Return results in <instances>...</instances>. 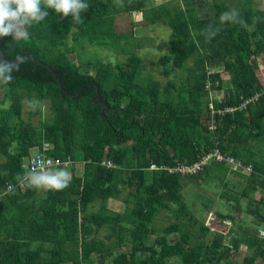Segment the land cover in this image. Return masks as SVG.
I'll use <instances>...</instances> for the list:
<instances>
[{
	"label": "trees",
	"instance_id": "16d2710c",
	"mask_svg": "<svg viewBox=\"0 0 264 264\" xmlns=\"http://www.w3.org/2000/svg\"><path fill=\"white\" fill-rule=\"evenodd\" d=\"M181 1L184 7L177 9L151 0H124L123 6L116 0H85L89 8L81 13V23L49 9L48 17L29 27V40L13 44L11 37L0 38L6 59L14 47L49 66L70 95L81 89L75 98L64 95L52 73L31 61L13 73L10 84H0L2 102L9 103L0 107V193L13 186L0 200V264H82L93 256L96 264H105L108 257L112 264H220L227 254L220 250L222 236L206 238L211 228L196 216L200 207L191 211L183 201V178L203 186L232 172L244 178L239 191V198L247 200L244 213L257 214V206L264 204L248 199L254 189L264 192V85L255 74L256 59L264 58V9L253 6V0H229L239 6L249 25L245 29L220 23L221 13L232 10L226 0H211L208 16L197 12V0ZM134 12L147 24L170 29L169 50L152 66L161 68L164 78L186 69L185 88L141 79L135 54L114 66L69 59V34L74 40L86 37L92 45H111L131 37V32L118 33L115 22L118 15ZM208 25L220 28L210 42L200 34ZM215 65L223 71H210ZM92 83L108 105L103 115ZM24 97L48 102L51 120L41 127L25 122ZM36 150L82 163V170L76 174L75 164L65 167L72 179L64 190L21 191L16 176L24 173L22 163ZM214 151L222 160H211L197 175L148 169L150 164H191ZM103 161L115 167H103ZM237 163L251 172L239 173ZM232 200L240 209L241 201ZM110 201H122L123 210H110ZM160 210L174 221L150 243ZM105 229V240L129 238L127 254L112 256L99 236ZM246 238L254 250L243 264H254L264 258V240Z\"/></svg>",
	"mask_w": 264,
	"mask_h": 264
},
{
	"label": "rangeland",
	"instance_id": "374dc122",
	"mask_svg": "<svg viewBox=\"0 0 264 264\" xmlns=\"http://www.w3.org/2000/svg\"><path fill=\"white\" fill-rule=\"evenodd\" d=\"M151 1L154 5L163 3L170 4V7L177 9L184 7L181 0ZM226 1L231 9H239L238 5L231 3L229 0ZM252 5L264 9V0H253ZM196 9L200 15L208 16L212 12V1L197 0ZM115 26L118 33L131 32V37L116 40L111 45L96 46L89 43L86 37H79L78 40H74L73 33L69 34L67 39L68 47L71 49L68 54L69 59L76 64L100 60L114 66L126 62L130 54H135L140 60L141 66L138 70V75L141 79L152 78L158 82L160 87L165 86L167 81H172L177 87L185 88L184 85L187 77L186 69L173 70L168 78H164L160 74L161 68L152 66V62L157 61L169 50L170 29L168 27L161 24H147L142 20V14L140 12L118 15ZM261 57L256 59L257 68L255 69V74L260 82L261 80L264 81V58ZM192 62L193 60H188L187 64L192 65ZM210 71L220 73L223 71V67L215 65L212 66ZM222 77L225 79L224 75ZM216 96H220V94H216ZM28 100L30 99L27 97H24L22 100V119L36 127H41L48 123L52 118L50 104L48 102L38 101L39 106L35 110H32L28 107ZM8 104V102H2V94L0 92V107L7 108ZM80 156V153H76L78 160H80ZM81 164H75L74 170L76 174H80L82 170ZM242 169H239V172L245 173L246 171ZM186 179L188 178H183L182 180L183 201L191 211H194L197 206L200 207L194 212L197 217L211 228L206 238L210 240L216 234L222 236L223 247L220 250L224 249L227 254L226 258L220 264H243L244 258L249 256L252 250H254L246 245L245 240L249 239L246 237L250 236L251 238L254 237L258 240H264V204L259 207L257 206V214H245L243 210L246 208L247 200L239 198V191L244 186V178L232 172L228 173L223 181L208 179V182L204 183L203 186H197L193 181ZM43 191L44 189H40L39 193ZM228 196H230V199ZM232 198H237L241 201L240 209L235 205ZM248 199L254 203H264L261 201L264 199V192L259 189H254L253 192H249ZM123 206L122 201L120 203L112 201L108 204L110 210L116 212H121ZM202 212H207L206 217L201 215ZM222 216L227 218H222ZM172 221H174V218L168 212L160 210L152 222L155 233L149 242L151 243L155 236L161 233V230ZM195 229L197 228L195 227ZM105 235H107L106 229L102 230L99 234L103 239ZM104 242L107 246H110L109 250L112 256L127 254L131 245L129 238L118 237L117 235ZM237 242L238 248H235ZM256 243H258L257 240L255 241ZM104 263L112 264V257H108ZM82 264H96L95 256L91 260L83 259ZM254 264H264V258L258 259Z\"/></svg>",
	"mask_w": 264,
	"mask_h": 264
},
{
	"label": "clouds",
	"instance_id": "9594fccd",
	"mask_svg": "<svg viewBox=\"0 0 264 264\" xmlns=\"http://www.w3.org/2000/svg\"><path fill=\"white\" fill-rule=\"evenodd\" d=\"M118 6H123L124 0H116ZM89 4L85 0H0V38L11 37L13 44L18 41H27L30 38L28 31L33 24H38L49 16L51 9L63 17H72L75 23H81V13L87 11ZM219 21L238 24L247 29L248 23L241 17L237 9L225 11L219 16ZM220 31L219 27L208 25L201 31L206 42H210ZM11 59L0 55V84L8 85L13 80V73L20 71V66L27 58L15 51L9 50ZM28 107L35 110L39 102L35 99L27 101ZM7 174L6 172L4 173ZM72 174L65 168L54 163L44 155H37L30 160V166L24 173L17 174V182L25 188L61 191L71 182Z\"/></svg>",
	"mask_w": 264,
	"mask_h": 264
},
{
	"label": "built area",
	"instance_id": "2783aa9c",
	"mask_svg": "<svg viewBox=\"0 0 264 264\" xmlns=\"http://www.w3.org/2000/svg\"><path fill=\"white\" fill-rule=\"evenodd\" d=\"M261 83L264 85V81L261 80ZM37 155H44L46 156L43 152L36 150L33 153L29 154V156L26 158V160L22 163L21 168L26 171L28 169V167L30 166V160L37 156ZM47 158L51 159L54 163L59 162V166L61 167H67L70 168L72 167L74 164H76V162H74V160L72 159H57V158H51L46 156ZM211 160H215V161H221L222 160V156L220 155V153L218 151H214L212 153H207L205 154L202 159L200 161H196L194 163L191 164H182V165H178L176 167H168L165 165H161V166H157L155 164H150L149 165V170H155V171H166L168 174H179L181 176H192V175H197L203 166H207L209 164V162ZM229 163H233V160H229ZM101 166L106 167V168H114V164L111 163L110 161H103L101 162ZM234 167H237V171L239 172L241 168H243V171H246L245 174H249L251 172L250 167H244L243 165H241L240 163H237L236 165H233ZM241 173V172H239ZM244 174V173H242ZM18 188L23 191L24 190V186L18 184ZM13 189V186L11 184H8L6 187V190L4 192L0 193V200L3 197V195L6 192H9Z\"/></svg>",
	"mask_w": 264,
	"mask_h": 264
},
{
	"label": "water",
	"instance_id": "95a60500",
	"mask_svg": "<svg viewBox=\"0 0 264 264\" xmlns=\"http://www.w3.org/2000/svg\"><path fill=\"white\" fill-rule=\"evenodd\" d=\"M0 55H2V56L4 57L3 52L1 51V49H0ZM25 57L27 58L26 61H31V62L37 63V64H39V65H41V66H44L48 71H50V72L52 73V76H53L54 80L57 82V84H58V86H59L61 92H62L64 95H66V96H70V97H72V98H75V97H77V96L80 94L81 89L78 90V91L76 92V94H74V95H70L68 92H66V91L62 88L59 78H57V76L53 73V70H52L49 66H47V65H45V64H43V63L37 61L36 59H34V58H32V57H27V56H25ZM4 58H5V57H4ZM91 85L95 88V93H96L97 101L100 102V103H102V104L104 105V109H103V111L101 112V114L103 115V113H104L105 111L108 110V105H107V103L102 99V97L100 96V94H99V87L97 86V84H96V83H92ZM85 86H87V85H85Z\"/></svg>",
	"mask_w": 264,
	"mask_h": 264
},
{
	"label": "crops",
	"instance_id": "0c3cea01",
	"mask_svg": "<svg viewBox=\"0 0 264 264\" xmlns=\"http://www.w3.org/2000/svg\"><path fill=\"white\" fill-rule=\"evenodd\" d=\"M110 202H112V201H110ZM110 202H109V203H110ZM113 202H115V201H113ZM117 202L120 203V201H117ZM109 203H108V204H109ZM117 211H120V210H117ZM121 211H122V210H121Z\"/></svg>",
	"mask_w": 264,
	"mask_h": 264
}]
</instances>
